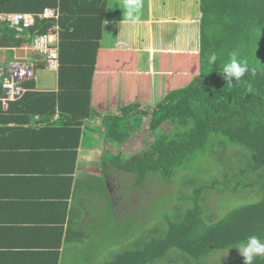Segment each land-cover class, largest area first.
<instances>
[{
	"label": "trees",
	"instance_id": "1",
	"mask_svg": "<svg viewBox=\"0 0 264 264\" xmlns=\"http://www.w3.org/2000/svg\"><path fill=\"white\" fill-rule=\"evenodd\" d=\"M41 2L28 0L23 8L31 13H40L45 6L38 5ZM199 10L202 16L200 38L196 44L198 51L190 53L191 61L173 67L174 70L178 67L189 73L192 70V75L184 77L181 74L178 77L176 69L175 76L170 77L172 73L166 79L168 84L171 78L187 80L186 83L167 88L152 110L148 107L152 104H148L138 111L139 102L136 101L120 107L119 113L106 112L102 117L105 137L122 144L143 126L142 117L150 115L146 128L152 139L144 134L145 145L139 151L124 155L119 150L99 163L106 176L107 164L115 163L121 177L129 176L131 185L135 187L148 186L154 177L165 183L172 182L181 171H186L183 176L188 178V183L195 184V189L186 196L189 200L187 204L175 205L170 211L160 210L167 200L166 195H156L155 208L146 204L149 211L144 208L141 213L146 212L150 218L149 212H153V221L147 224L148 229L142 234L135 231L136 238L129 248L101 264H156L171 248H177L189 257L179 253V256L159 264H205L202 258L216 249L239 245L251 235L264 238V0H199ZM102 12H99V21H96L99 29ZM52 23L47 19L41 20L28 31L44 32ZM15 35L16 32L7 23H1L0 43L1 37L13 38ZM18 42L21 39H17ZM99 47L97 41L81 42L74 43L72 47L63 45L65 51L60 52L61 83L70 82L76 99L81 101L79 107H71L69 111L59 110L78 133L80 119L90 116V91ZM233 51L238 52L239 58L247 62L249 68L240 83L235 80L227 83L220 74L229 53ZM212 53L217 55L214 64L209 63ZM123 62H118L121 63L118 69L126 71L128 64L124 63L122 69ZM166 64L161 65V71ZM63 67L71 68L69 74L74 73L71 80L69 74L66 76L60 71ZM138 84L139 92L143 85ZM164 123L170 128L164 130ZM213 136L219 139L220 144L228 142L230 146L239 145L243 149L234 146L228 150L229 156L216 157L217 167L201 163L192 170L193 160L204 152L205 145ZM112 156L115 159L109 160ZM106 179L112 196L117 195L114 175ZM158 179L156 183L160 182ZM133 186L130 190L135 192ZM253 192H257L255 198L251 196ZM203 193L207 196L223 194L231 199L218 201L217 206L222 207L220 213L227 209L218 220H212L215 212L204 215L203 204L206 209L208 205L201 196ZM157 216L162 217L157 219ZM222 264H243V258ZM254 264H264V258L257 257Z\"/></svg>",
	"mask_w": 264,
	"mask_h": 264
},
{
	"label": "crops",
	"instance_id": "2",
	"mask_svg": "<svg viewBox=\"0 0 264 264\" xmlns=\"http://www.w3.org/2000/svg\"><path fill=\"white\" fill-rule=\"evenodd\" d=\"M38 1H42L38 5H45L41 11L53 9L58 14L55 22L47 19L54 22L47 30H53V43L57 44L58 50L55 87H40L36 78V71L46 69V62L31 43L35 34L45 31L27 29L16 33L13 38L1 37L0 43V264H77L87 254V249L79 242L90 228L89 220H96L97 215L106 219L110 213L119 212L120 199L112 196L107 187L99 156L102 152H107V156L117 153L118 146L124 143L117 144L105 137L102 117L106 112L100 100L96 99L97 83L94 86V82L107 75L113 76L115 83L109 87L115 86L123 91V100L127 101L132 95H137L139 82L144 91L152 92V83L159 85L167 81L165 77L169 75V63L160 70L158 54L165 55L175 67L182 63L181 59L190 58L191 52L198 51L197 46H184L179 50L166 44H153L154 40L165 43L172 37L188 36V32H194V46L200 38L202 15L199 0L139 1L143 7L136 13L138 24L134 25L144 26L145 32L136 33V39H129L132 41L130 44H122L128 35L123 34L121 28L129 23L123 21V10L120 9L123 0ZM27 2L0 0V13H31L23 8ZM101 10L99 29L96 21H99ZM17 39L21 42L16 43ZM191 39H185V42L191 43ZM95 41L100 47L90 91V116L80 119L78 133L59 110L79 107L81 101L76 99L70 82L61 83L59 57L60 52L65 51L63 45L72 47L74 43ZM122 45L137 51L138 55H134L132 62L124 61ZM116 49H119V54ZM13 59L30 63L34 77L24 82L25 91L21 96L7 99L3 80L6 65ZM121 60L124 61L122 66L128 64L126 71L114 67ZM141 63H144V68H139ZM70 69L63 67L60 71L68 76ZM73 75L69 74L70 80ZM176 75L179 77L181 74ZM150 98L151 95H144L145 102ZM119 109L111 111L119 113ZM91 139L96 143L93 141L91 149L83 152L88 148L85 141ZM87 176L89 178L85 179ZM85 196L94 205L93 209L88 210ZM74 250L80 251V255L71 259Z\"/></svg>",
	"mask_w": 264,
	"mask_h": 264
},
{
	"label": "rangeland",
	"instance_id": "3",
	"mask_svg": "<svg viewBox=\"0 0 264 264\" xmlns=\"http://www.w3.org/2000/svg\"><path fill=\"white\" fill-rule=\"evenodd\" d=\"M139 1L144 2L145 0H139ZM140 5L141 6L139 9H142L143 5L142 4ZM135 24H138V23L136 22ZM199 28H200V25H199ZM121 29L123 31V34L125 33V35H128V39L121 41L122 44L124 43L130 44L132 42L130 40L136 39L135 37L136 33H138L139 31H142V33L144 34L145 32L144 26L134 25L131 23H125L124 25H122ZM186 29L191 30V28H187V27ZM193 35H194V32H190V33L188 32V36L172 37L171 40L165 43H162L158 39H155L153 44H160V43L166 44L168 46L179 48V50L180 48L183 49L184 46L185 48H188V47L196 48L195 47L196 44H194L193 46V43L196 40V38H192ZM188 38L190 39L192 38L190 41L192 44L189 43L188 41L185 42V39H188ZM146 40L147 42H149L148 37H146ZM134 46H137V45H134ZM122 50L125 51L124 56L126 55V57L124 58V61H126L127 59L129 60L128 62H132L135 59L133 58L134 55L135 56L138 55L137 51L134 48H130L126 45H122ZM116 52L117 54H119V49H116ZM176 52H180V51H176ZM151 53L153 54L152 51ZM164 57L165 55L158 54L159 61L157 62L160 63V65L164 64V62L169 63L170 65L169 75L165 77L167 79L170 76V74L175 72V70L173 68L174 66L171 65V60H166V57H165V60L162 61ZM181 60L183 63L185 61H191L192 59L190 57V58H185L184 60L183 59ZM119 66H121V63H116L114 67L117 69ZM185 66L184 68H187ZM139 68H144V63H141ZM179 73L182 74V71L178 69V71H176V74H179ZM183 74L184 75L186 74L184 77H191L192 70L190 71V73L188 71H185V73ZM170 77H173V76H170ZM171 79L174 80V84H171L172 80L169 82V84H168V81H162L159 85H156V82L154 83V85L152 83L151 85L152 92L144 91V87H143L141 91L135 93L137 95H132L131 99L127 101V100H123V96H124L123 91H121L115 86L109 87L110 84L115 83V81H113V76L107 75L101 78L100 80H96L94 82V86L97 83L96 89H95L96 99L100 100L101 105L104 107L103 109L104 112L111 111V110L113 111L117 109V107H124L129 103H134L136 102V100L134 99H138L137 100L139 102L138 104L139 108H137L138 111L143 110L148 104H152L151 106H148L149 110H152L155 107V104H157V102L165 95V93L167 92L166 91L167 88H176L177 86L184 84L187 81V80L183 81V79H181V81H178V78H171ZM144 95H147V96L151 95V98L148 99L149 101L145 102ZM149 119H150V115L143 116L142 121L144 122V124L142 126V129L138 128L135 134L131 137V141L129 143L125 142L123 145L118 146L119 150H121L124 153V155H128V153L137 152L144 147L145 145L144 134L145 135L149 134L148 129L146 128L148 126ZM162 127L164 130H166L170 128V125L167 123H164ZM148 139L151 140L152 137L148 135ZM93 141L94 139L85 141V145L88 148L87 149L83 148L84 149L83 152H86L88 149H91L90 144H92ZM95 143L96 141H94V144ZM228 144H229L228 142H224L220 144L219 139L213 136V139L205 145L204 152L201 155H199L197 159L193 160L195 164H194V167L191 169L195 170L196 166H199L201 163H208L211 166L217 167L216 157L221 156V155L225 157L229 156L230 154L228 153V150L232 149L234 146H237L243 149L239 145L230 146V144L229 145ZM114 151H117L115 147H114ZM111 154H116V153L113 152ZM99 159H100V162L101 161L105 162L108 159L107 152H102L101 156H99ZM114 159L115 158L112 156L109 160H114ZM107 166H108L107 176L105 174L104 175L106 178H110V179H111V176L114 175V178H115L114 185H115V188L117 187L116 197L120 199L119 204H118L119 212L110 213L106 219L103 218V216L100 217L99 215H97L95 216L97 217L96 220L95 218L89 220L90 228L86 230V236L82 239V241L79 242L81 245H84V247L87 249L86 251L87 254L77 264H101L105 261L112 260L122 250L129 248L132 245V241L136 238L137 234L135 233V231L142 234L148 229L147 224L153 221L152 219L153 212H149L150 218H148V214L146 212L149 211V207L155 208L154 203L156 200V197H155L156 195H160V194L166 195L167 200L165 204H163L162 206L160 205L161 206L160 210L170 211L175 205L179 206L182 204H187L189 200L186 198V196L190 195L195 189V184L188 183L187 181L188 178L183 176L185 175L186 171H181L178 177H175L172 182H167V183L154 177L152 178L150 182H148V186H151L150 188L147 185L146 187L140 186V185L135 187V185L134 186L131 185L132 179L129 176L122 178L121 175L119 174L120 169L115 165V163L109 162ZM192 170L190 171L191 173H193ZM198 174H201V173H198ZM201 176H203V178L209 179V177L205 176L204 174H201ZM88 178L89 176L85 177V179H88ZM156 179L160 181L159 182L160 184L155 182ZM107 184H108V179H107ZM111 184L113 185L112 180H111ZM120 185L122 187L121 191H120ZM132 186L134 189L136 188L135 192H132L130 190ZM157 187L159 188V190H157ZM201 190H200V193H201ZM204 191L205 190L203 189L202 192ZM120 193H122V195ZM256 195H257V192L251 193L252 198H255ZM201 196L204 197V201L208 205V209H206V207L203 204L204 215L207 216L209 212H212V213L215 212V214L212 215V220L214 219L218 220L219 218H221L227 209L225 208L226 210L223 213H220V211L222 210V207L221 206L218 207L217 203L223 202V200L230 199V198L226 197V195L215 194V193L214 194L212 193L209 196L203 193L201 194ZM80 197H81V194H79V198ZM84 200L86 201L88 210L94 208V205L88 200L87 196L84 197ZM146 204L149 205V207L148 206L146 207ZM140 205L142 206L141 208L143 209H140ZM143 210H145L146 212L141 215ZM88 217L92 218L93 215H89ZM158 217H162V216H157V219H160ZM163 224H164V220H163ZM262 240H264V238ZM237 246L238 245L231 246L225 249H216L211 254H208L207 256L203 257L202 260L205 262V264H222L227 261L235 260L238 258H243L239 254V251L236 248ZM179 253L182 255L188 256L187 254L181 252L177 248H171L163 256V258L159 260V262L156 261L155 263L159 264L161 262H167L173 256L174 257L179 256ZM79 255H80V251L74 250V252L72 253L71 259L74 257L79 258ZM191 259L194 260L193 258Z\"/></svg>",
	"mask_w": 264,
	"mask_h": 264
},
{
	"label": "built area",
	"instance_id": "4",
	"mask_svg": "<svg viewBox=\"0 0 264 264\" xmlns=\"http://www.w3.org/2000/svg\"><path fill=\"white\" fill-rule=\"evenodd\" d=\"M58 14L53 9H45L40 13L6 12L0 13V25L5 22L16 32L22 33L34 26L38 21L56 19ZM55 28V25H52ZM53 30L35 34L32 39L33 48L42 55L46 62V68L56 70L58 68V50L52 41ZM34 77V71L27 61L13 59L6 65L3 87L7 99H14L25 91L24 82Z\"/></svg>",
	"mask_w": 264,
	"mask_h": 264
},
{
	"label": "clouds",
	"instance_id": "5",
	"mask_svg": "<svg viewBox=\"0 0 264 264\" xmlns=\"http://www.w3.org/2000/svg\"><path fill=\"white\" fill-rule=\"evenodd\" d=\"M140 6L139 0H123L122 7L120 8L123 10V21L135 24L137 22L136 13L138 12ZM52 20L54 22L56 21V19ZM52 41H54L53 37ZM216 61L217 55L216 53H212L209 56V63L214 64ZM54 71L56 72V70ZM248 71L249 68L247 62L242 61L239 58L238 52L233 51L229 53V58L223 64L220 74L227 81V83H233V80H235L236 83H240L242 77H244L245 73ZM236 248L238 249L239 254L243 257V264H254L257 257L264 258V240L257 235L247 237L246 240L240 242Z\"/></svg>",
	"mask_w": 264,
	"mask_h": 264
},
{
	"label": "water",
	"instance_id": "6",
	"mask_svg": "<svg viewBox=\"0 0 264 264\" xmlns=\"http://www.w3.org/2000/svg\"><path fill=\"white\" fill-rule=\"evenodd\" d=\"M56 75L54 70L40 69L37 71L36 78L38 84H41L40 87L52 88L55 87ZM46 79L47 81H45Z\"/></svg>",
	"mask_w": 264,
	"mask_h": 264
}]
</instances>
